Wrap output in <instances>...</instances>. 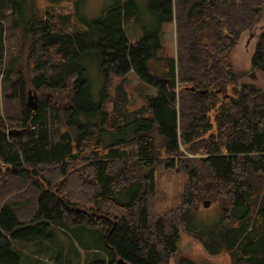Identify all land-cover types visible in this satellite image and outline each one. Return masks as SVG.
<instances>
[{
  "label": "trees",
  "instance_id": "1",
  "mask_svg": "<svg viewBox=\"0 0 264 264\" xmlns=\"http://www.w3.org/2000/svg\"><path fill=\"white\" fill-rule=\"evenodd\" d=\"M34 1L25 22L17 0H0L10 110L0 116V264H24L19 251L33 244L54 252V264H75L71 252H83L84 264H169L182 232L212 255L228 253L231 264H264V91L241 84L229 92L240 77L234 49L264 0H148L146 16L140 1L118 0L95 21L91 45L69 27L75 13L44 18ZM173 21L176 57L160 52L164 24ZM255 46L251 65L264 70V32ZM88 48L105 80L96 105L77 75ZM131 71L159 92L127 113L122 88L115 99L107 90L113 74ZM29 87L44 94L35 110L27 107ZM85 144L92 152L82 160L76 152ZM181 144L201 156L191 159ZM160 162L189 180L180 204L162 214L153 209ZM203 179L213 180L220 220L197 228L196 201L209 198L201 200Z\"/></svg>",
  "mask_w": 264,
  "mask_h": 264
},
{
  "label": "rangeland",
  "instance_id": "2",
  "mask_svg": "<svg viewBox=\"0 0 264 264\" xmlns=\"http://www.w3.org/2000/svg\"><path fill=\"white\" fill-rule=\"evenodd\" d=\"M19 2V12L21 13L24 21H28L30 19L31 10L29 9V4L31 0H17ZM142 3V7L146 16L147 12V2L148 0H138ZM118 0H71L69 2H63L58 5L48 4L45 0H36L33 2V5L36 7V11L39 16L47 18H58L59 15H67L70 13H75L74 16L76 18H72V24L69 27H74L85 32V40L88 45H91V41L93 42L97 36V26L95 21L103 16L106 10L114 5ZM259 20L255 21L252 25V28L246 29L240 39L238 41L237 46L233 52V62L234 67L240 73L239 83L236 86H229L230 93H237L241 84L247 85H256L264 91V70L259 68H253L251 65V59L254 52V44H256L257 37L260 33L264 31V11L259 15ZM164 34L163 40V49L160 51L162 55L166 56H177V24L175 21L164 24ZM250 33L256 34L255 37L250 39ZM142 36V30L140 33ZM133 41L139 39L138 37L131 38ZM250 39V41H249ZM249 41V43H248ZM91 52H96L94 48H88L85 52V56H83L79 62V69L77 72L79 79H81L84 88L89 89L91 92L90 102L91 104L96 105L99 102L101 97V90L104 86V76L102 77V73L98 68V61L96 64L97 55ZM254 73V76L251 74ZM111 83L108 88V93L113 99L114 97H118V92L120 87L122 88V93L126 97L128 102H123L122 110L127 113H132L133 111L140 109L146 105V96L150 93L156 94L159 90L144 81H141L137 75L131 71L128 75L120 76V75H112ZM2 78L0 76V116L6 115L10 112V110H6L3 104V83L1 82ZM169 82V79L167 80ZM164 79H160V83L164 86ZM177 85L181 87V83L178 80ZM187 86V87H186ZM184 87L190 89L188 85H184ZM192 89V88H191ZM47 100L52 102L55 100V95L48 91ZM28 97L30 94L35 95V101L37 103L43 98L44 94L41 93L34 87L28 88ZM27 97V99H28ZM115 99V98H114ZM88 103V102H87ZM12 106V103L9 105ZM108 110L112 111L113 109V100L107 104L106 107ZM92 115L89 113H85L83 117L88 118ZM94 117V116H92ZM121 135H115L114 138H119ZM159 139V138H158ZM161 140V139H160ZM158 141V140H157ZM159 148L161 147V142L158 144ZM192 149L193 144H190ZM85 150H81L79 153L81 155L82 160L87 159V154L89 152L83 147ZM181 151H184L185 154L191 159H198L201 156L200 152H190L185 145L181 144ZM163 150V149H162ZM200 150V149H195ZM155 187H156V196L153 203V209L158 213L162 214L168 210L174 209L177 207L182 199L184 198L185 188L187 185L188 176L186 173H182V171L175 167L170 168L165 165V162H160L156 166L155 170ZM205 180V183L202 181ZM198 182V185L202 186L204 191L201 195L203 200H210L208 206H205L204 201L197 202L196 205L198 207L199 213H197V217L193 222V226L197 228H201L204 226H211L219 222L220 213L217 208V204L213 201L216 198V192L214 190V184L211 186V181L209 179H203ZM209 188V189H207ZM126 200H129V196H125ZM122 200V199H121ZM124 201V200H122ZM81 207H78L80 209ZM95 215V214H94ZM23 247V246H22ZM19 251L21 256H24L23 261L24 264H54V252L50 250L43 249L39 244L27 245L25 248L23 247ZM68 245L67 243L64 245V253H67ZM175 254L169 259V264H178L179 259L181 257H189L192 260L200 263V264H231L232 260L228 253L212 255V253L206 252L205 248L202 244L195 240L194 237L188 235L185 232L181 233V238L178 242V249ZM71 256L74 258L75 264H84V256L85 254L82 252L80 255L71 252Z\"/></svg>",
  "mask_w": 264,
  "mask_h": 264
},
{
  "label": "water",
  "instance_id": "3",
  "mask_svg": "<svg viewBox=\"0 0 264 264\" xmlns=\"http://www.w3.org/2000/svg\"><path fill=\"white\" fill-rule=\"evenodd\" d=\"M251 76H254V73H252ZM192 89H193V87H192ZM34 99H35V95H33V94H30V96L27 99V107H29L33 110L37 109V105H38V103ZM11 132H13V131L10 130L8 133H11ZM204 203H205V206H208L210 204V201L205 200ZM119 261L122 262V264H123L122 259H120Z\"/></svg>",
  "mask_w": 264,
  "mask_h": 264
},
{
  "label": "flooded vegetation",
  "instance_id": "4",
  "mask_svg": "<svg viewBox=\"0 0 264 264\" xmlns=\"http://www.w3.org/2000/svg\"><path fill=\"white\" fill-rule=\"evenodd\" d=\"M257 20H259V18H258ZM257 20H255V21H257ZM251 28H252V27H251ZM251 28H250V29H251ZM263 32H264V31H263ZM250 34H251V35H250V39L253 38V37H255V35H256V34H254V33H250ZM261 34H262V33H260L259 36H260ZM259 36L257 37V41H258ZM250 39H249V41H250ZM249 41H248V43H249ZM257 41H256V44H257ZM256 44H254V46H255ZM255 48H256V46H255ZM255 48H254V52H255ZM254 52H253V54H254ZM164 83H165V82H164ZM147 105H148V104H147ZM85 145H87L86 150L89 152V154H87V155H88V156H87V159H88V157H90L92 151H91V147H90V145H88V144H85ZM79 152H80V151H77L76 153H79ZM87 159H86V160H87Z\"/></svg>",
  "mask_w": 264,
  "mask_h": 264
}]
</instances>
